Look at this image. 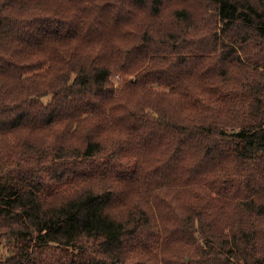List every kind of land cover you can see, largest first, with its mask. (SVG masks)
Wrapping results in <instances>:
<instances>
[{
	"label": "trees",
	"instance_id": "16d2710c",
	"mask_svg": "<svg viewBox=\"0 0 264 264\" xmlns=\"http://www.w3.org/2000/svg\"><path fill=\"white\" fill-rule=\"evenodd\" d=\"M0 264H264V0H0Z\"/></svg>",
	"mask_w": 264,
	"mask_h": 264
},
{
	"label": "rangeland",
	"instance_id": "374dc122",
	"mask_svg": "<svg viewBox=\"0 0 264 264\" xmlns=\"http://www.w3.org/2000/svg\"><path fill=\"white\" fill-rule=\"evenodd\" d=\"M111 79L114 86L118 87L120 85V82L123 80V77L119 73H114Z\"/></svg>",
	"mask_w": 264,
	"mask_h": 264
}]
</instances>
